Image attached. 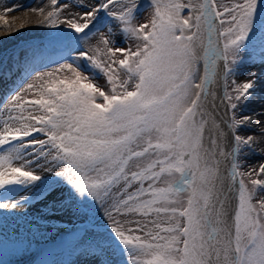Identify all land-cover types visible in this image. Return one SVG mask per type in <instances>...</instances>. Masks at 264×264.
I'll return each instance as SVG.
<instances>
[{
	"label": "snow or ice",
	"instance_id": "snow-or-ice-1",
	"mask_svg": "<svg viewBox=\"0 0 264 264\" xmlns=\"http://www.w3.org/2000/svg\"><path fill=\"white\" fill-rule=\"evenodd\" d=\"M51 4L46 13L31 11L43 14L41 26L66 27L75 43L65 62L16 91L0 116V210L50 193L49 211L79 214L99 202L108 222L88 233L95 264H114L102 259L112 257L114 243L126 264H264V162L249 172L238 163L245 149L264 144V125L235 111L258 81L232 80L228 92L245 43L258 33L264 47V0H150L144 23L136 0L64 3L79 9L68 15L58 0ZM101 12L113 22L107 34L95 23ZM114 29L132 46L114 44ZM90 33L99 39L84 51L79 44ZM80 58L104 85L85 75ZM218 67L222 102L233 113L227 135L208 107H216ZM33 187L23 201L10 195Z\"/></svg>",
	"mask_w": 264,
	"mask_h": 264
},
{
	"label": "rangeland",
	"instance_id": "rangeland-1",
	"mask_svg": "<svg viewBox=\"0 0 264 264\" xmlns=\"http://www.w3.org/2000/svg\"><path fill=\"white\" fill-rule=\"evenodd\" d=\"M8 2L9 0H0V7L5 6ZM86 2L88 0H58V6L61 7L64 15H68L79 9L70 8L64 10L62 7L64 3L82 4ZM136 3L139 7L137 23L147 22L153 11L149 6L150 0H136ZM54 7L51 4L49 11L53 10ZM10 13L12 14L13 12H3L1 14L8 15ZM185 14H187V11ZM13 18L12 21L15 25L20 23L18 18ZM95 23L102 34H107L108 27L113 25L111 18L104 12L100 13ZM20 25L17 26L20 27ZM40 27L42 32L39 31L34 36L10 41L9 47L0 46V73L15 67L24 68L20 76L13 77L9 81L7 92L0 93V116L5 115L3 110L8 106L11 96L16 91L31 82L36 72L52 70L59 63L65 62L64 58H67L69 45L75 43L74 41H69L68 32L70 30L66 27H62L59 31L45 26ZM97 28H93L92 32L95 33ZM2 30H7V28L4 27ZM111 38L117 46L130 47L133 44L124 34L115 29ZM98 39V35L94 36L90 33L87 39H81L79 46L84 51H88L89 47L95 45ZM25 52L27 55H24ZM33 52L37 54L33 56ZM76 55L77 52H71V56L74 57ZM76 62L81 65L82 69H87L85 75L95 77V83L105 84L106 78L98 70L93 69L86 58H80ZM200 68L202 75V62ZM263 71L264 47H262L261 39L257 33L252 35L245 43L241 56L237 60L235 73L228 77V92H232V80L237 83H243ZM57 75L62 77L64 73H57ZM222 93L224 95V88ZM33 98L32 93L25 95L26 100ZM252 98L253 94L249 100L241 101V107L235 110L237 118H240V112L244 111L246 115L254 119V112L251 113V110L247 108ZM226 109L230 119L233 114L232 110ZM254 120L262 121L260 118ZM242 154L243 152L238 157V163L241 165L240 171L248 172L242 165ZM43 174L50 175L49 173ZM43 182L48 183L47 180ZM36 191L38 189L33 187L27 191L12 192L10 195L15 200L23 201L25 197L34 196ZM51 195L50 193L49 197ZM49 197H45L43 200L32 199L29 203H22L21 207L15 210H0V264H95L96 258L87 254L88 246L92 243V238L88 233L106 230L103 223L108 221L104 214V207L99 202L93 201L82 206L79 214L72 209L49 211L48 207L51 203ZM113 249L114 254L112 257L111 255H106L102 259H112L114 264H126L127 256L121 255L120 249L115 243L113 244ZM45 256L49 258L43 262L46 258Z\"/></svg>",
	"mask_w": 264,
	"mask_h": 264
},
{
	"label": "bare ground",
	"instance_id": "bare-ground-1",
	"mask_svg": "<svg viewBox=\"0 0 264 264\" xmlns=\"http://www.w3.org/2000/svg\"><path fill=\"white\" fill-rule=\"evenodd\" d=\"M40 7H44L45 13L50 10L51 7V0H9L5 6L0 7V15L5 11V9L12 8L14 9L12 14L3 15L5 19H7L8 24L5 25L2 20H0V46L9 47L11 44L10 41H15L20 38H28L34 36L35 33H38L41 30V25L39 21L42 19L43 14L39 11H31V9H38ZM13 15V16H11ZM18 18L20 23L17 25L23 24L24 27L21 28L15 25L12 21V18ZM7 28V30H2L3 28ZM222 65V61L219 62ZM24 70L22 67H15L8 71L4 70L0 73V93L7 92L9 88V81L13 79V77L20 76L21 72ZM253 80L258 81V85L253 92V98L251 100L250 105L247 107L251 110V113L255 115L254 119L260 118L259 120L261 125H264V87L259 86V81L264 80V71L262 73L257 74L252 78ZM16 81H18L16 79ZM223 77L221 75V68H217L215 82L211 86V91L216 93V99L214 100V104L216 107H213L212 103H209V111L211 113V118L216 121L217 124L220 125V128L224 131L227 135L228 132L226 130V124L224 121L229 120L228 112L226 113L225 106L220 98V92L223 90ZM209 100L211 101L212 98L210 97ZM243 115H246L244 111L240 112ZM249 113V112H248ZM253 119V120H254ZM258 121V120H257ZM241 135H257V139H259L257 132H243L241 131ZM223 146L225 147V151H230L231 149L228 148L226 140L224 141ZM255 151H249L245 149L242 154V165L246 168L249 172L251 171L252 167L258 166L259 163L264 162L262 156H264V144H257L254 146ZM229 168V161L222 160L221 162V170L225 171ZM229 199H231V194H229Z\"/></svg>",
	"mask_w": 264,
	"mask_h": 264
},
{
	"label": "water",
	"instance_id": "water-1",
	"mask_svg": "<svg viewBox=\"0 0 264 264\" xmlns=\"http://www.w3.org/2000/svg\"><path fill=\"white\" fill-rule=\"evenodd\" d=\"M223 63V62H222ZM223 93H222V91L220 92V98H221V100H222V97H223V95H222ZM223 104H224V106H225V103L223 102ZM225 110H226V113H227V109H226V107H225ZM226 124V123H225ZM226 130H227V132L229 133V130H228V127H227V124H226Z\"/></svg>",
	"mask_w": 264,
	"mask_h": 264
}]
</instances>
